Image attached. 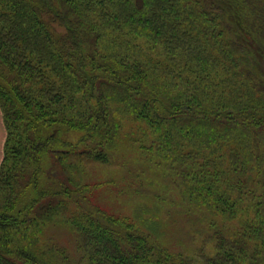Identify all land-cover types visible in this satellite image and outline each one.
<instances>
[{
	"label": "trees",
	"instance_id": "16d2710c",
	"mask_svg": "<svg viewBox=\"0 0 264 264\" xmlns=\"http://www.w3.org/2000/svg\"><path fill=\"white\" fill-rule=\"evenodd\" d=\"M0 109V264H192L154 217L83 205L79 174L110 162L127 117L204 220L242 213L231 233L206 220L201 264L263 263L264 0H0ZM65 222L76 258L38 243Z\"/></svg>",
	"mask_w": 264,
	"mask_h": 264
},
{
	"label": "rangeland",
	"instance_id": "374dc122",
	"mask_svg": "<svg viewBox=\"0 0 264 264\" xmlns=\"http://www.w3.org/2000/svg\"><path fill=\"white\" fill-rule=\"evenodd\" d=\"M55 28L63 31L58 25ZM150 54L155 56L156 52L151 51ZM146 132L148 129L141 121L131 117L123 120L117 142L119 145L110 162L86 164L84 172L79 174H84L86 182L96 186L90 202L83 201V205L90 209L98 207L115 216H130L137 221L142 216L154 217L157 225L147 229L156 240L174 250H190L194 258L192 264H201L202 254L211 256L216 250L214 241L209 236L206 238L205 231L210 228V222L231 233L233 228L244 224L242 213L230 218L206 211V220H212L208 224L195 204L176 196L172 186L174 175L170 168L162 164L160 158L153 156L151 151L152 154L138 147L136 141L145 140L142 135ZM62 135L67 140H75L71 132L65 131ZM66 224H49L39 234L38 243L47 254L50 247H55L57 250L62 248L71 258L78 256L76 239ZM141 225L144 226L143 223ZM200 248H203L201 254Z\"/></svg>",
	"mask_w": 264,
	"mask_h": 264
},
{
	"label": "crops",
	"instance_id": "0c3cea01",
	"mask_svg": "<svg viewBox=\"0 0 264 264\" xmlns=\"http://www.w3.org/2000/svg\"><path fill=\"white\" fill-rule=\"evenodd\" d=\"M6 137V130L3 122L2 112L0 109V163L3 157V146Z\"/></svg>",
	"mask_w": 264,
	"mask_h": 264
}]
</instances>
